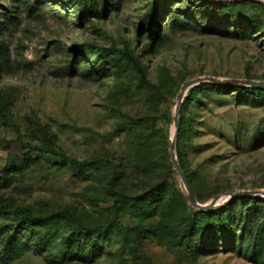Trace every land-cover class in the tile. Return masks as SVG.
<instances>
[{
    "label": "rangeland",
    "instance_id": "1",
    "mask_svg": "<svg viewBox=\"0 0 264 264\" xmlns=\"http://www.w3.org/2000/svg\"><path fill=\"white\" fill-rule=\"evenodd\" d=\"M197 77L264 81V0H0V264H264V194L227 193L264 190V91L188 90L202 210Z\"/></svg>",
    "mask_w": 264,
    "mask_h": 264
},
{
    "label": "water",
    "instance_id": "2",
    "mask_svg": "<svg viewBox=\"0 0 264 264\" xmlns=\"http://www.w3.org/2000/svg\"><path fill=\"white\" fill-rule=\"evenodd\" d=\"M219 1H224V0H219ZM206 81H212L215 84H226V85H250L258 88H264V81H259V80H245V79H229V78H219V77H197V78H192L189 80H186L182 86L181 89L178 93V103L176 105V111H175V125L178 128L179 123H180V116H181V111H182V105H183V100L187 95V92L190 88L194 87L195 85H198L200 83L206 82ZM175 144H176V135L174 136L173 139V144H172V149H173V161L175 164V167L177 168L180 176L182 177L183 180V187L187 190L188 192V197L190 202L192 203L193 206L202 209V210H207L210 209L211 207L214 206L215 202L221 197V195L217 196L213 201L203 204L199 202L196 198V195L191 187V184L189 182L188 176L186 172L184 171L183 167L181 166L177 155H176V149H175ZM230 196H241L245 194H264V190H240L237 192H227Z\"/></svg>",
    "mask_w": 264,
    "mask_h": 264
},
{
    "label": "trees",
    "instance_id": "3",
    "mask_svg": "<svg viewBox=\"0 0 264 264\" xmlns=\"http://www.w3.org/2000/svg\"><path fill=\"white\" fill-rule=\"evenodd\" d=\"M95 3L96 2L94 1L93 4H95ZM152 9L154 11L156 9V6H153ZM86 15H88V14H86ZM153 16H154V13H151L149 15V17H151V20H152ZM150 23H151V21H150ZM215 85L219 86L217 84H215ZM204 88H205V86L203 84H200L198 86L193 87L192 91H190L191 93L188 94L187 98L185 99L186 100L185 103L187 101H189L190 99H192L193 94H195L196 92H198L200 90H203ZM262 91H264V88H258V87H253L252 88V92H262ZM199 99H200L201 102H205L204 98H199ZM184 120H185L184 110L182 108L181 121H180V125H179V138L178 139H179L180 145L178 146V155H179V162H180L181 166L183 167V169L185 171V166H184V163H183L184 162V156H183V153L181 152L182 148L185 149L187 147V145H188V143H187L188 141H186L187 140L186 139V128H185V125H184ZM184 140H185V142H184ZM182 142L185 143V145L183 144V147H182V144H181ZM40 149L45 151V152H50V153H53V154H56V155H60V156L66 157L65 154H63L62 152H60L56 148L43 146ZM146 161H147V159H146ZM65 217H66V214H63V213H55V214L45 215V216H36L35 214H33V213L29 212V211H26V212H23L21 214L20 219H19V225L22 228H24V227H27L30 222L38 223L39 221H46V222L49 223V222H52V221L57 220V219H65Z\"/></svg>",
    "mask_w": 264,
    "mask_h": 264
}]
</instances>
